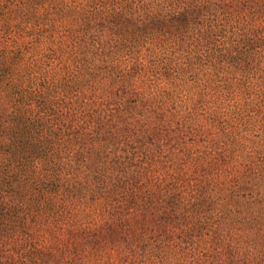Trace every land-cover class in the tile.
Segmentation results:
<instances>
[{
	"label": "trees",
	"instance_id": "16d2710c",
	"mask_svg": "<svg viewBox=\"0 0 264 264\" xmlns=\"http://www.w3.org/2000/svg\"><path fill=\"white\" fill-rule=\"evenodd\" d=\"M0 264H264V0H0Z\"/></svg>",
	"mask_w": 264,
	"mask_h": 264
}]
</instances>
